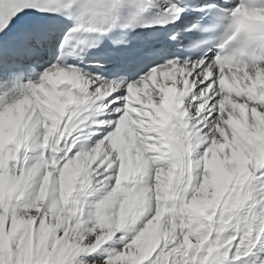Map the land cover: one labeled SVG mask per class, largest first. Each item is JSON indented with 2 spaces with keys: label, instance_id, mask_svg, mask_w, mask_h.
<instances>
[{
  "label": "snow or ice",
  "instance_id": "6c2138e0",
  "mask_svg": "<svg viewBox=\"0 0 264 264\" xmlns=\"http://www.w3.org/2000/svg\"><path fill=\"white\" fill-rule=\"evenodd\" d=\"M0 264H264V0H0Z\"/></svg>",
  "mask_w": 264,
  "mask_h": 264
}]
</instances>
